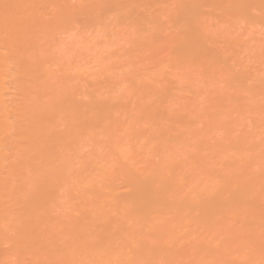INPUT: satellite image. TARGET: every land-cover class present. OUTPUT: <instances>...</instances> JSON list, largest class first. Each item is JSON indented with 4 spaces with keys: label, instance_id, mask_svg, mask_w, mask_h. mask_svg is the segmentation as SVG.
Masks as SVG:
<instances>
[{
    "label": "bare ground",
    "instance_id": "obj_1",
    "mask_svg": "<svg viewBox=\"0 0 264 264\" xmlns=\"http://www.w3.org/2000/svg\"><path fill=\"white\" fill-rule=\"evenodd\" d=\"M0 264H264V0H0Z\"/></svg>",
    "mask_w": 264,
    "mask_h": 264
}]
</instances>
